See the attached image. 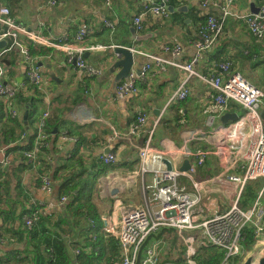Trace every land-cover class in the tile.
Segmentation results:
<instances>
[{
  "label": "crops",
  "instance_id": "crops-1",
  "mask_svg": "<svg viewBox=\"0 0 264 264\" xmlns=\"http://www.w3.org/2000/svg\"><path fill=\"white\" fill-rule=\"evenodd\" d=\"M111 1V6H106L103 0H59L54 5H48L47 0H23L13 5L11 13L24 27L19 32V41L25 46L29 45V36L33 34L49 41L48 44L40 45L51 51L46 55H38L34 62V66L44 75L43 85L37 92L28 80V64L25 63L21 48L16 46L6 49L11 39L7 40L9 43L6 47H0L5 82L20 85L19 94L14 99L17 115L12 117L7 105L3 104L4 119L11 117L22 121L26 131L33 134L39 114L46 109L51 111L49 121L50 124H57L55 127L58 129V137L55 142L49 137L50 145L43 152L48 154L50 147L51 150L55 148L58 155L51 163L57 166L65 164L70 153H81L85 169L90 170V178H95L93 201L102 213L103 226L116 222L120 214V204L143 202L140 192L143 179L133 178L128 181V178H112L118 174L126 175L135 169L139 162L140 149L148 140L150 132L155 147L179 149L187 146L203 154L204 163L198 168L195 181L205 182L219 175L221 166L217 155L210 154L209 134L213 128L227 125L242 117L244 109L234 101L229 103L226 110L212 109L211 86L205 83L200 75L220 76L224 80L233 69L264 90V40H256L243 19L227 16L223 32L213 46L197 55L193 41L200 37L201 26L207 13L222 17L225 0H213L208 10L199 0H172L168 5L173 7V10L168 9L169 15H144V28L141 31L135 28L133 17L142 10L143 1ZM8 4L9 0H0V7L9 6ZM263 4L264 0H234L231 8L237 13H255ZM106 20L113 22V27L106 26ZM81 26L92 29L82 43L60 41L61 36L66 33L73 34ZM54 43L58 45H53ZM166 43L181 45V53L175 55L172 51L165 50L163 47ZM117 46L132 48L135 61L131 72L139 73L142 67L150 62L153 65V78L147 83L139 82L138 91L124 97L116 95L117 85L127 78L120 81L116 79L120 68H115L114 64L121 58L114 52ZM78 52L82 53L86 63L100 69L101 73L90 75L70 62V57H76ZM154 58L169 62L161 69ZM227 61L232 63V69L229 71L220 67V64ZM189 63H192L194 74L178 66ZM182 85L190 88L189 96L184 100H174L176 90ZM33 95H36L38 100L33 117L29 121L30 105L25 101ZM261 111L264 113V108ZM142 113L146 114L145 122L137 131L130 132ZM226 113H237L238 118L222 123L221 117ZM92 114L96 119L88 121ZM209 115H214L212 125L208 124ZM197 130L208 133L201 135ZM65 132L75 137L70 136L72 139L62 140L61 136L66 134ZM10 144L11 146L5 145L7 147L4 152L10 156L6 166L10 169L12 179L15 180V175L19 176V185L23 188V193L31 198V202L44 198L55 203L58 181L53 194L43 193L38 171L22 160L23 156L11 150L16 145L14 141ZM5 146H0V159L4 155L2 147ZM108 152L116 154L115 163L105 164L101 160L100 156ZM20 159L24 165H21ZM188 160L194 162V158ZM184 161L179 165L180 169ZM95 162H102L104 165L95 169L91 167ZM100 169L103 171L100 172ZM48 173L53 179L52 169H49ZM60 174L66 178L69 171L62 169ZM261 181L254 183L259 185L258 182ZM136 182V187H133ZM108 183L110 187L118 190L116 194H112L113 189L110 194L106 190ZM13 184L15 185V182ZM216 189L217 184L207 194L221 199L220 192ZM241 203L244 207L251 205L243 197ZM219 206L218 204L215 210H218ZM84 226L85 223L82 224V227ZM71 236L69 237L74 247L72 257L76 262L79 248L75 246V242H82L80 230L74 229ZM71 246L72 244L69 245ZM16 247L23 251L24 243L17 245L6 242L0 245V258L8 261V264L14 263Z\"/></svg>",
  "mask_w": 264,
  "mask_h": 264
},
{
  "label": "built area",
  "instance_id": "built-area-1",
  "mask_svg": "<svg viewBox=\"0 0 264 264\" xmlns=\"http://www.w3.org/2000/svg\"><path fill=\"white\" fill-rule=\"evenodd\" d=\"M59 0H47L48 5H54ZM106 6H111V0H103ZM142 10L133 17L134 26L138 31L144 28L143 17L148 13L154 15L167 16L169 11L165 2L158 0H142ZM205 9H209L213 0H199ZM234 0H225L223 3V16L208 12L204 24L201 26L200 37L193 41L197 49V55L213 46L218 37L222 34L224 22L227 16H235L243 19L251 34L258 41L264 40V4L257 13H237L233 11L231 5ZM105 25L113 27V22L105 21ZM3 29V32H1ZM24 27L11 16L9 8L0 7V41L11 39L12 44L6 48L19 46L28 66L26 74L30 81L41 87L44 82V75L38 67L34 66L33 59L27 52V48L19 41V32ZM92 29L88 26H81L75 33L73 41H69L70 34L61 36V42L82 43L89 36ZM31 39L43 44L49 41L42 36L33 34ZM53 45H58L53 44ZM165 50L172 51L179 55L182 51L181 45L166 43ZM70 62L76 67L90 75L101 73L100 69L86 63L81 52L76 53V57L71 56ZM155 63L164 69V65L169 61L154 58ZM178 66L188 70L190 74L195 71L190 64H178ZM220 67L229 71L231 63L224 62ZM232 72L226 79L220 76L200 78L211 86V107L219 111L226 110L229 103L234 101L242 106L244 115L236 121L227 125H222L209 134L210 154L217 155L221 170L218 176L205 182L194 180L199 167L204 163L203 154L193 151L187 146L179 149H172L166 146L155 147L152 144V132L145 145L140 149L139 162L135 169L126 175H116L112 180L120 178L143 179L141 186V203H123L119 207V216L116 222L106 223L104 230L118 241L120 255L115 259V264H199L197 255L202 247L215 246L224 252V258L220 264H239L245 253L244 233L247 227L253 229L254 237L264 230V184L257 192L254 201L248 207L241 203L243 192L250 182L264 180V118L261 109L264 108V90L253 84L240 72ZM4 66L0 53V98L10 110L12 117L17 115L14 99L19 91V86L10 85L5 82ZM197 74V73H196ZM153 78L152 63L145 64L140 72H131L127 78L117 85V96H128L138 91L139 82L147 83ZM191 90L188 86L179 87L174 96V100L186 99ZM225 112V111H224ZM223 113V112H222ZM51 111H42L37 120L36 137L32 146L23 150V155L31 162V167L37 172L41 167L42 159H49L43 152L49 146L50 134L47 132ZM92 114L89 120H95ZM146 114L142 113L138 123L131 127L130 132L137 131L145 122ZM214 115H209L208 124L212 125ZM201 135L208 132L197 130ZM61 139H72L66 134H62ZM0 162L6 166L10 157L4 152ZM39 153H42L38 156ZM71 154H69L70 156ZM106 164H113L117 161V156L113 152L104 153L100 156ZM194 158L190 162L188 170H181L180 164L185 159ZM164 160L171 163V169L164 164ZM41 186L40 189L45 194H53L55 183L48 172L38 173ZM217 184V191L220 192L221 199H217L207 194L211 188ZM109 185V183L107 184ZM106 185L109 194L112 187ZM137 182L133 187H136ZM68 197L63 195L55 203L47 199H34V209L31 213L23 216L25 228L32 229L41 216L51 215L58 207L64 206ZM220 205L218 210L215 208ZM167 228L176 232L178 243L173 246L174 250H181L179 259L164 260L161 256L163 240H152L147 246L149 237L160 230ZM6 243V239L0 237V245ZM181 245L183 247H181ZM80 250L77 249V253Z\"/></svg>",
  "mask_w": 264,
  "mask_h": 264
},
{
  "label": "trees",
  "instance_id": "trees-1",
  "mask_svg": "<svg viewBox=\"0 0 264 264\" xmlns=\"http://www.w3.org/2000/svg\"><path fill=\"white\" fill-rule=\"evenodd\" d=\"M22 1L23 0H9V6L4 5V7L11 9L15 3ZM158 1L162 4L165 2L168 9V5L171 4L172 0ZM11 16L14 18L12 13ZM74 33L70 34V42L74 40ZM11 44L12 41L9 46ZM40 44L42 43L33 39H30L29 45L25 46L23 44L27 48V52L33 59V62H35L38 55H46L49 53L50 49L44 48ZM12 48H16V46ZM25 63L27 64L26 59ZM28 80L30 81L29 78ZM30 83L37 92L39 86L31 81ZM18 94L19 91L16 97ZM37 100L38 97L33 95L31 99H26L25 101L26 104L30 105L28 113L29 121H31L35 112ZM3 104L5 105L0 98V146H11L10 143L14 141L16 145L12 147L11 150L21 157L23 156L22 160L32 165L25 155H23V152L20 151L32 146L36 137V129L33 134H29L22 121L11 117H9V119H4L5 113L2 110ZM47 125V132L55 142L58 137V129L55 127L57 124H50L48 119ZM65 133L68 136H74L69 132ZM6 147L7 146L2 147V149H6ZM51 148L52 147H50L49 150L50 153L46 154L49 159L43 158L40 164L41 167L37 170L38 173L42 174L52 169L55 185L56 181H58V190L55 193L56 199L59 200L65 195L68 197V200L64 206L58 207L51 215L41 216L32 229L29 230L24 226L23 216L31 213L34 209V205L31 202V198L23 193V188L19 185V176L15 175V180L12 179L9 174L10 169L7 166L4 167V164L0 162V237L5 238L6 242H9V244L14 243L19 245V243H24L23 251L19 250V247H16L15 262L12 264H76V262L80 264H115V259H118L120 255L118 241L114 235L104 230L102 213L98 210L93 201L95 178L91 179L89 175L90 170L85 169L86 165L84 164L83 156L79 151H74L70 153L71 155L67 158L65 164L57 166L51 163L52 159L58 155L55 148L53 150H51ZM45 150L46 148H44V151ZM7 151H9V147ZM41 154L42 153H39L38 156ZM7 156L10 157L9 155ZM22 160L20 159L21 165H24ZM8 163L6 165H8ZM100 163L102 162H95L91 167L95 169L99 167L102 168L103 166L101 165L104 164ZM105 168L106 167H104V169ZM62 169L69 171L66 178H63L60 174ZM99 171L101 172L103 169ZM14 182L15 185L13 184ZM256 196L257 191L255 189L248 190L246 193L247 203L254 201ZM83 223H85L86 226L82 227ZM20 227H22V229H20ZM74 229L80 230V238L82 240V242H75V246L80 250L76 256V262L72 257V248L74 247L69 237L72 235ZM166 233H172V236L174 233L176 236L174 230L162 229L157 234L153 233L149 237L146 246L152 240L163 238ZM175 236H173L172 246L178 243V240H176L177 236L176 238ZM253 242V229L249 226L245 229L244 233V247L253 244ZM70 244H72L71 247H69ZM181 247L183 246L181 245ZM45 253H47L46 256ZM196 258L199 264H220L224 258V252L218 247L206 246L199 250ZM0 264H8V261L0 258Z\"/></svg>",
  "mask_w": 264,
  "mask_h": 264
},
{
  "label": "water",
  "instance_id": "water-1",
  "mask_svg": "<svg viewBox=\"0 0 264 264\" xmlns=\"http://www.w3.org/2000/svg\"><path fill=\"white\" fill-rule=\"evenodd\" d=\"M168 9L173 10V7L168 6ZM1 32H3V29H1ZM7 44V40L0 41V47L3 45L6 46ZM114 52L121 56V58L114 64L115 68H120L116 76L117 81H120L126 78L131 72L135 56L132 48L126 46H117L115 47ZM262 115L264 117V113ZM237 118V113H226L221 117V121L222 123H228L229 121L236 120ZM163 165H166L168 169H171V163L169 161L164 160ZM189 166V160L185 159L183 165L181 166V170H188ZM117 192V189H113L112 194H116ZM239 264H264V230L263 232L255 235L253 244L245 247V253Z\"/></svg>",
  "mask_w": 264,
  "mask_h": 264
},
{
  "label": "rangeland",
  "instance_id": "rangeland-1",
  "mask_svg": "<svg viewBox=\"0 0 264 264\" xmlns=\"http://www.w3.org/2000/svg\"><path fill=\"white\" fill-rule=\"evenodd\" d=\"M257 77H259V75H257ZM263 114V113H262ZM263 116V115H262ZM264 118V117H263ZM259 185H257L256 183L254 182H250L248 183V185L246 186L244 192H243V198L246 199V193L248 190H253L255 189L257 192L259 191L260 188H262L263 184H264V180H262L261 182H258ZM253 202V201H252ZM250 201V203H252ZM140 203V202H139ZM263 204H264V198H263ZM158 233V232H157ZM155 233V234H157ZM173 236H175V234L173 233ZM172 236V233H166L164 235V237L161 239L163 240V245H162V251H161V256H162V259L164 260H170V259H179L182 255V252L181 250H174L172 247V240H173V237ZM176 238V236H175ZM177 240V238H176ZM177 245V244H176Z\"/></svg>",
  "mask_w": 264,
  "mask_h": 264
}]
</instances>
